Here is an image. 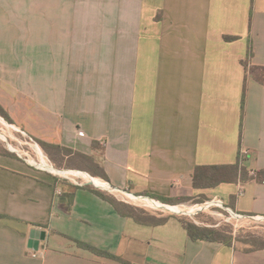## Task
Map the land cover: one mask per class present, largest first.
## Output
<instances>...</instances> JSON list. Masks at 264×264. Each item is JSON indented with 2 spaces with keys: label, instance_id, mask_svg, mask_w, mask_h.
I'll list each match as a JSON object with an SVG mask.
<instances>
[{
  "label": "crops",
  "instance_id": "0c3cea01",
  "mask_svg": "<svg viewBox=\"0 0 264 264\" xmlns=\"http://www.w3.org/2000/svg\"><path fill=\"white\" fill-rule=\"evenodd\" d=\"M260 69L264 0H0L1 107L133 195L264 217ZM67 158L60 169L83 171ZM238 164L236 181L194 187L197 167ZM93 189L0 153V264H264V248L194 241L179 217L140 224Z\"/></svg>",
  "mask_w": 264,
  "mask_h": 264
},
{
  "label": "rangeland",
  "instance_id": "374dc122",
  "mask_svg": "<svg viewBox=\"0 0 264 264\" xmlns=\"http://www.w3.org/2000/svg\"><path fill=\"white\" fill-rule=\"evenodd\" d=\"M0 117L2 118L1 115ZM0 133L4 135L5 138H8V142L12 145V147L15 150H20V151L26 150V151H30L31 153H34L33 143L30 141L28 136L23 135L21 132L13 130L11 127H7V125L4 124V122L1 120H0ZM6 144L7 143L5 139H3L0 136V153H11L18 158L16 153L11 152L7 149ZM39 146L41 147L40 144ZM41 149L52 161L59 160V162H62L68 159L67 157L69 153L67 151L58 152L52 149L46 151L42 147ZM54 161L53 163H55L54 164L55 167L60 169L59 166H61V163H56L57 161L55 162ZM108 196L115 199L118 198L120 200H122V197H125L126 198L125 201L129 203L127 204L128 207L138 211V213L144 212L148 215L155 216L158 218L181 217L187 219L188 221L194 223L199 227L219 230L225 236L226 239H232V244H237L239 247L243 249H251V248L258 249L264 247V217L263 216H248V217L246 216L244 218H236L223 210L206 209L204 207H200L204 202L201 203L198 201L171 205V206H179L183 209H186L185 212L183 213L181 212L178 214H174L169 211H162L157 208L154 209L152 207H145L142 205V202H135V201L133 202L122 193L114 192L113 194H109ZM189 208L195 210H193V212H189L190 211Z\"/></svg>",
  "mask_w": 264,
  "mask_h": 264
},
{
  "label": "trees",
  "instance_id": "16d2710c",
  "mask_svg": "<svg viewBox=\"0 0 264 264\" xmlns=\"http://www.w3.org/2000/svg\"><path fill=\"white\" fill-rule=\"evenodd\" d=\"M227 39L233 40V38L232 39L227 38ZM250 55H251V51L249 53V57H250ZM247 64L248 63L246 62L245 65L247 66ZM258 75H259L258 80L264 84V69H260ZM245 98H246V92L244 90L243 96H242V110H244ZM0 115L7 122H9L10 124H13L11 119L9 118L7 113L5 112V110L1 107V105H0ZM38 143L46 151H49V149L56 150L58 152L67 151L69 153L68 157L69 158H71V157L75 158L79 162V167L83 171H87L91 175L99 176L100 178L107 180L106 175L104 174L103 170L94 162V160L91 157L81 155V154H73L71 151H69L67 149H63L59 146L47 145V144L42 143V142H38ZM5 154L11 155V153H5ZM239 171H240L239 164L235 165V166H228V167H197L195 172H194V175H193L194 187L196 189H205V188L217 186V185H219L223 182H226V181H236L238 179V176H239ZM93 190L96 193H98L99 195L103 196V198H105L106 200L113 203L115 205L116 209L119 211V213H121L127 217L133 218L136 222H138L140 224L159 226V225L165 224L166 221L168 220V218H170V217L158 218L155 216L148 215L144 212L138 213V211L129 208L127 204L119 202L115 198H111L107 194L105 195V194H103V192H101L99 190H95V189H93ZM145 196H148V197H151L153 199L158 200L156 197L151 196V195H145ZM187 201H188V199H176V200H165V201H161V202L166 203V204H170V205H174V204L185 203ZM1 217L2 216H0V218ZM179 218H180L181 223L185 227L189 237L194 241H198V240L215 241V242H220V243H224L227 245L232 244V239H226L225 236L219 230L202 228V227H199V226L195 225L194 223L188 221L187 219H184L181 217H179ZM78 245L81 248L92 251L96 255L115 259V260H119L116 256L111 255L109 253H106L104 251L98 250V249L91 247L89 245H86V244H83L80 242H78ZM263 248L264 247H261L258 249H263ZM249 250H256V249L251 248Z\"/></svg>",
  "mask_w": 264,
  "mask_h": 264
},
{
  "label": "built area",
  "instance_id": "2783aa9c",
  "mask_svg": "<svg viewBox=\"0 0 264 264\" xmlns=\"http://www.w3.org/2000/svg\"><path fill=\"white\" fill-rule=\"evenodd\" d=\"M0 120L4 122V124L7 125V127H10V126H14L16 127L14 124H11L9 122H6L4 120V118L0 117ZM17 129H19L18 127H16ZM18 132H21L23 135H26L28 136V138L30 139V141L33 143V149H34V153H31L30 151H20V150H15L12 145L8 142V138H5L4 135H2L0 133V136L5 139L6 141V147L9 151L11 152H14L17 154L18 158L21 159L22 161H24L27 165H29L30 167L38 170V171H42V172H46V173H49L55 177H57L59 180L61 181H68L70 184L76 186V187H93L107 195L109 194H113L114 192L116 193H122L123 195H125L126 197H134L136 199L139 200V202H142V205L145 206V207H152L154 209H160L162 211H169L171 213H174L172 211L169 210V207H173L169 204H166V203H163L159 200H156V199H153L151 197H148V196H145V195H140V196H137V195H133V194H130L126 191H122L120 189H116L114 187H112L107 181L103 180V179H99V178H94V177H91L88 173H86L85 171H79V170H70V169H58L55 167L54 163L52 160H50V158L43 152V150L41 149V147L39 146L38 142L33 139L32 137H30L28 134H26L24 131L22 130H18ZM39 149L41 150V154L44 156V159L46 160L47 162V165L48 167L50 166L51 169H57L59 171H64L67 173L66 176H62V175H59V174H56V173H53L50 169H47L45 167L42 166V161L40 160V157H39ZM249 151H241L240 153V162H243L245 161L248 156H249ZM83 174L85 175H88L89 176V179H85V177H83ZM251 176L253 178H256L257 177V173L252 171L251 172ZM95 179H98L100 180L101 182H103L106 186H108L107 188L105 187H102V186H97L95 183H94V180ZM58 194H61L60 191L57 192ZM125 197H122V200H126V198L124 199ZM127 202V201H126ZM125 202V203H126ZM134 202V201H133ZM148 202H153L154 204H157V206H147L146 204H148ZM127 204H129L127 202ZM161 206V207H160ZM174 207H179V206H174ZM198 207V205H197ZM200 207H204L206 209H214V210H223L227 213H229L231 216L233 217H236V218H244L246 217L245 215H241V214H238V213H235L233 212L230 208L226 207V205L223 203V201L219 198H213V199H210V200H207L205 201ZM181 213V212H179ZM183 213V212H182ZM174 214H178V213H174ZM38 254H34V257H37Z\"/></svg>",
  "mask_w": 264,
  "mask_h": 264
},
{
  "label": "bare ground",
  "instance_id": "6f19581e",
  "mask_svg": "<svg viewBox=\"0 0 264 264\" xmlns=\"http://www.w3.org/2000/svg\"><path fill=\"white\" fill-rule=\"evenodd\" d=\"M13 130H16V131H18V129L16 128V127H14V126H10ZM39 157H40V160L42 161V166L43 167H45V168H47V169H50L53 173H56V174H59V175H62V176H66L67 175V173L66 172H64V171H59V170H57V169H51L50 168V166L48 167V165H47V162H46V160L44 159V156L41 154L42 152H41V150L39 149ZM83 177H85V179H89V176L88 175H85V174H83ZM94 183L97 185V186H102V187H105V188H107L108 186H106L103 182H101L100 180H98V179H95L94 180ZM130 200H132V201H135V202H139V200L138 199H136V198H134V197H131V196H129L128 197ZM147 206H157V204H154L153 202H148V204H146ZM161 207V206H160ZM190 209V211L189 212H193V210H195V209H191V208H189ZM169 210L170 211H172V212H174V213H179V212H185V210L186 209H183V208H181V207H169Z\"/></svg>",
  "mask_w": 264,
  "mask_h": 264
},
{
  "label": "water",
  "instance_id": "95a60500",
  "mask_svg": "<svg viewBox=\"0 0 264 264\" xmlns=\"http://www.w3.org/2000/svg\"><path fill=\"white\" fill-rule=\"evenodd\" d=\"M47 233L42 230L34 229L30 233L29 248L33 251L39 250L41 241H45Z\"/></svg>",
  "mask_w": 264,
  "mask_h": 264
}]
</instances>
